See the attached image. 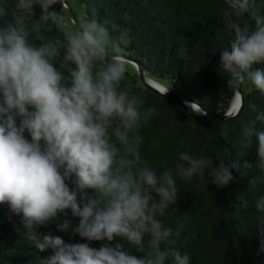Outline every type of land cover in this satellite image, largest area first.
Returning a JSON list of instances; mask_svg holds the SVG:
<instances>
[{"label": "clouds", "instance_id": "1", "mask_svg": "<svg viewBox=\"0 0 264 264\" xmlns=\"http://www.w3.org/2000/svg\"><path fill=\"white\" fill-rule=\"evenodd\" d=\"M225 2L224 23L234 35L218 61L227 87L238 91L247 82L264 94V15H256L254 28L242 26L238 18L249 12L250 0ZM35 7L39 16L30 20L0 4V205L19 217L16 231L36 250H50L40 264H190V256L175 247L183 225L174 230L158 219L180 199L176 177L202 176L207 183V170L211 183L223 188L233 181L230 169L252 164L220 159L210 167V157L185 151L174 170L157 174L141 155L139 135L157 110L145 109L143 96L122 83L131 64L121 52L132 43L130 30L113 23L114 34L109 21L93 14L65 39H46L41 32L62 18L63 0H16L18 9L33 13ZM242 107L241 98L229 117ZM256 121L264 122V113L240 128V157L255 140L264 172V131ZM240 199L247 207L248 200ZM255 208L264 213V195ZM56 219L58 231L86 242L66 243L39 231ZM255 229L264 251V218ZM92 241L104 243L92 247Z\"/></svg>", "mask_w": 264, "mask_h": 264}, {"label": "trees", "instance_id": "2", "mask_svg": "<svg viewBox=\"0 0 264 264\" xmlns=\"http://www.w3.org/2000/svg\"><path fill=\"white\" fill-rule=\"evenodd\" d=\"M65 2L70 8L68 1ZM76 2L83 10V19L95 14L100 22L109 21L107 26L114 34L113 23L130 30L132 43L121 52L138 60L147 78L162 85V82H171L207 112L226 113L235 90L227 87L226 74L218 61L219 53L230 48L234 35L224 23L225 0ZM0 4H7L10 10L27 15L30 20L38 18L40 13L39 7H35L33 13L16 8V0H0ZM256 15H264V0H250L249 12L238 20L242 26L247 24L254 28ZM41 34L46 39L66 38L57 21H50ZM33 42L39 43L34 37ZM56 64L59 67L60 58ZM130 67L132 71L126 72L122 83H131L133 92L143 96L145 109L155 107L157 110L139 129L141 155L157 174L174 170L178 154L185 151L196 157H210V167L216 166L220 159L228 164L234 159L252 164L249 169H230L233 181L223 188L211 183L207 170L204 174L207 183L202 176L191 180L176 177L180 199L158 216L166 227L174 230L183 225L175 247L190 256V264H264V251L260 250V237L255 229L259 219L264 218V213L255 208L256 200L264 195V172L258 165L255 140L243 152V157H240L238 144L242 124L264 113V94L250 84L246 87L243 84L244 104L238 116L225 121L199 117L193 109L144 88L136 71ZM255 127L264 131V122L256 121ZM25 137L30 139L27 133ZM253 178L256 183H249ZM240 197L248 200L247 207H242ZM18 221L19 217L12 216L6 204L0 205V264H40L50 250L43 253L36 250L16 231ZM59 222V219L50 221L39 231L59 235L66 243L86 242L71 232L58 231ZM76 223L78 219H73V224ZM114 242L124 243L134 255H143L124 241ZM102 243L92 241L90 246L99 247Z\"/></svg>", "mask_w": 264, "mask_h": 264}, {"label": "water", "instance_id": "3", "mask_svg": "<svg viewBox=\"0 0 264 264\" xmlns=\"http://www.w3.org/2000/svg\"><path fill=\"white\" fill-rule=\"evenodd\" d=\"M63 3H64V9H63L64 15H63V17L68 19L70 21V23H72L73 27L75 28L76 23H78L80 21L78 20L76 15L72 12V10L70 8H68L65 0H63ZM58 5H59V8H60V4H58ZM59 8H58V10H59ZM122 54L124 56H126L127 59H129V61L131 62L130 65L133 66L134 70L137 73L138 79H139L141 85L144 88H147V89H149V90H151L153 92H156V93H158L160 95L170 97V98L174 99L176 102H178L184 108L189 107V108L193 109L192 105H195L200 111H203V112L206 113V114H197L195 112L197 114V116H199V117H207V118H210V119H218V120H221V121L230 120V119L233 118V117H229V113L232 112V109L230 107L228 108V110L224 114H220V113H217V112H207L200 105H198L196 102L192 101L190 98L178 97L173 91H170L168 88H163L161 86H158L156 83L154 84V83L150 82V80L145 75L146 71H145L144 66L138 60L132 58L131 56L126 55L124 53H122ZM242 85L240 86L238 91L235 90V94H238V96H239V103H241V98H242V104H244V98H243V95H242V92H241ZM162 88L163 89H167L168 92L166 94L162 93L161 92ZM239 114H240V112H239Z\"/></svg>", "mask_w": 264, "mask_h": 264}, {"label": "rangeland", "instance_id": "4", "mask_svg": "<svg viewBox=\"0 0 264 264\" xmlns=\"http://www.w3.org/2000/svg\"><path fill=\"white\" fill-rule=\"evenodd\" d=\"M68 1V4L70 6V8L72 9L73 13L76 15V17L78 18V20L80 22L83 21V10L81 8L80 5L77 4L76 0H67ZM55 8L58 10L57 8V5L55 6ZM58 22V25L61 27V29L63 30L64 34L66 35L67 37V34L71 31H74L75 28L73 27L72 23H70L68 21V19L62 17L61 19L57 20ZM64 23V24H62ZM132 66V65H131ZM133 68V66H132ZM134 69V68H133ZM128 71L131 72V67L128 68ZM163 85H165V87H167L168 89L172 90V91H175L176 93H178L180 96L182 97H187V93L185 91H183L182 89H179L175 86H173V84L171 82H162ZM249 83L245 82L244 83V87L248 86Z\"/></svg>", "mask_w": 264, "mask_h": 264}, {"label": "bare ground", "instance_id": "5", "mask_svg": "<svg viewBox=\"0 0 264 264\" xmlns=\"http://www.w3.org/2000/svg\"><path fill=\"white\" fill-rule=\"evenodd\" d=\"M149 80H150V82H152V83H156L158 86H161V87H163V88H166L164 85H162V84H160V83H158L157 81H155V80H153V79H150V78H148ZM239 103V96H238V94H235V96H234V98H233V100H232V103H231V105H230V108L232 109V111H233V109L236 107V105ZM192 108H193V110L197 113V114H199L198 112H200V110L195 106V105H192Z\"/></svg>", "mask_w": 264, "mask_h": 264}]
</instances>
